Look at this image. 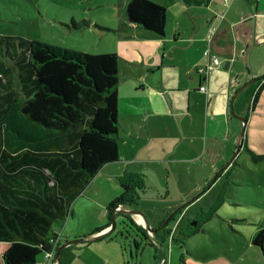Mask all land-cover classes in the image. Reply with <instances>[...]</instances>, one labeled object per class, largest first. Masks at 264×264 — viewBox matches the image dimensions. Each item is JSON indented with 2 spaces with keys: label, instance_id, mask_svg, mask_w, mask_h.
<instances>
[{
  "label": "rangeland",
  "instance_id": "1",
  "mask_svg": "<svg viewBox=\"0 0 264 264\" xmlns=\"http://www.w3.org/2000/svg\"><path fill=\"white\" fill-rule=\"evenodd\" d=\"M128 1L0 0V36L25 41L38 40L91 54L116 53L119 57L125 56L133 36L132 32L124 30ZM153 1L166 7V33L170 32L178 21V0ZM182 53L187 59L193 57L194 61L201 56L196 50ZM202 58L206 62L209 59L205 53ZM120 63L122 69L129 67L123 56ZM7 66L14 88L20 91L15 67L10 62H7ZM120 77L119 80L123 81L124 77ZM236 77L237 74L232 78L233 86H237ZM221 81L226 83L227 79L222 77V80H217V84ZM244 85L232 92L234 107L229 112L230 116L236 118L243 116L238 112L250 115L252 126L245 128L241 140L244 126L238 132L233 129L230 136L221 135L220 140L206 136L205 120L199 110L192 117L183 118L184 128L191 120L195 121L191 124V140H185L186 133L183 135L184 140L178 135V164L175 163L178 175L169 174L160 163L146 164L150 165L154 173L150 178L144 176L147 189L140 200L142 207H146L145 202L151 196L165 195L168 186L174 195H178V208L190 202L182 214L178 215V223L175 219L169 224H178L177 235L176 224L171 229V235L163 241L156 238L147 241L142 237L139 238L142 244L137 248L130 243L131 240L118 236L124 224L122 215H117V227L113 233L99 241H85L69 246L64 250L61 261L64 258L65 264H83L84 260L100 264H159V259L162 261L165 253L167 261L161 264H264V247L253 242L264 229V91L259 104L251 110L253 96L259 85L254 82L240 92ZM215 89L221 92L217 87ZM186 95L178 93V97L183 99ZM236 118L235 124L238 122ZM235 124L231 123L232 126ZM181 127L178 122V132ZM149 142L152 149L158 143L156 139ZM123 153L124 149L121 151ZM143 165L138 164L136 167ZM103 174L96 175L90 182L89 195L82 194L74 200V215L56 221L54 229L60 232L59 225L65 226L71 219V225L90 235L89 231H95L97 227L101 228L108 223L106 207L99 199L108 196L111 189L115 190L116 184L117 196L122 194L123 189L121 183H115L114 180V183L106 184L102 189L103 181L108 180L107 174ZM173 194L166 204L169 208L174 207L171 203ZM138 206L139 203L131 208L144 213ZM157 207L158 210L163 209V205ZM144 214L152 225L148 214ZM129 225L132 226L130 222ZM132 227V235L135 236L137 232L135 226ZM150 242L154 244L151 246ZM43 257L40 256V261ZM0 264H3L1 257Z\"/></svg>",
  "mask_w": 264,
  "mask_h": 264
},
{
  "label": "trees",
  "instance_id": "2",
  "mask_svg": "<svg viewBox=\"0 0 264 264\" xmlns=\"http://www.w3.org/2000/svg\"><path fill=\"white\" fill-rule=\"evenodd\" d=\"M125 14L147 31L166 34L167 9L153 0H129ZM0 59V257L4 264H39L58 238L54 223L71 214L105 165L119 160L120 58L0 36ZM120 183L122 194L107 207L109 225L119 205H138L147 188L143 175ZM122 217L148 241L142 226ZM253 242L264 247V229Z\"/></svg>",
  "mask_w": 264,
  "mask_h": 264
},
{
  "label": "crops",
  "instance_id": "3",
  "mask_svg": "<svg viewBox=\"0 0 264 264\" xmlns=\"http://www.w3.org/2000/svg\"><path fill=\"white\" fill-rule=\"evenodd\" d=\"M178 7V21L164 36L147 31L125 18L124 30L132 32L133 36L131 45L127 48L128 53L122 55L127 59L129 67L122 69L119 61V77H124L118 86L119 160L105 165L97 173V176H103L104 172L107 174L108 180L103 181L102 189L106 184L120 182L124 175H143L148 178L154 173L150 165L146 166L149 162L160 163L169 174L178 175L175 168L178 164V135L184 140L183 135L186 133L185 140H191V124L195 121L191 120L184 128L183 118L192 117L199 110L205 120L206 136L220 140L221 135L230 136L233 129L238 132L244 126L238 117L230 116V109L234 107L231 95L248 80L264 77V0H178ZM193 50L201 55L197 61H194L193 57L187 59L183 56L182 52ZM207 52L209 56L206 55ZM203 53L209 58L207 62L202 58ZM214 58H217L220 64L214 66L206 76L203 72L210 63L214 64ZM235 74L237 86H233L232 82ZM222 77L227 79L226 83L221 81L222 84H217V80H222ZM202 85L207 87L206 92L200 91ZM258 85L255 94L261 87L259 81ZM178 93L187 95L183 99L178 97ZM238 113L243 115L240 117L248 119V126L251 127L250 115ZM235 118L238 119L236 124ZM178 122L182 125L179 132ZM231 123L235 125L232 126ZM153 139L158 143L152 149L149 141ZM138 164L144 165L136 167ZM91 185L92 183L86 187L88 190L85 189L83 195H89ZM166 190L163 196H151L145 202L146 207H142L139 201L138 209L148 214L155 228L178 208V195H174L169 186ZM116 194L117 184L115 190L109 191L108 196L99 199L106 207L107 217V207L119 196ZM172 194L171 203L174 207L169 208L166 204ZM159 204L163 205L162 211L158 210ZM73 215L72 210L68 217ZM175 219L178 223V214ZM134 222L141 226L139 223L143 220L137 218ZM177 223L169 225V230ZM108 225L109 221L89 233L94 235ZM59 229L60 232L54 229L58 236V245L90 236L88 232L85 233L71 225V219L65 226L59 225ZM175 233L178 234V224ZM62 256L64 257V251ZM164 260L167 261L165 253L163 260L159 259V264ZM44 261L45 256L39 264L45 263ZM61 264H65L64 258ZM83 264L100 263L84 260Z\"/></svg>",
  "mask_w": 264,
  "mask_h": 264
},
{
  "label": "water",
  "instance_id": "4",
  "mask_svg": "<svg viewBox=\"0 0 264 264\" xmlns=\"http://www.w3.org/2000/svg\"><path fill=\"white\" fill-rule=\"evenodd\" d=\"M260 80H261V78H256V79L252 80L251 82H248L246 85L243 86V88L240 90V92L243 91L245 88H247L250 84H252L254 82H258ZM238 118L241 121H243V123H244V128L242 129V132H241V135H240V140H241L243 138V136H244L245 128L248 125V119L245 118V117H240V116ZM240 146H241V144L239 145L238 150H239ZM189 203L190 202H188V203L182 205L181 207L177 208L176 211H174L161 225H159L156 228L153 227L149 223L148 218L146 217V215L144 213H141L139 211L133 210L131 208L132 206L119 205L112 213L111 225H109L108 228H106V229H104V230H102V231H100V232H98V233H96L94 235H90L88 237H85V238H80V239H76V240L67 241L66 243L61 245L59 247V249L57 250L55 258H54L55 263L56 264H61L62 253L69 246H71L73 244H76V243H82V242H85V241H90V242L99 241V240H102L103 238L107 237L111 233H113L116 230V227H117V219H116V217H117L118 214H122L124 216H129L133 220H135L137 218L142 219L143 222L139 223V224L148 232V234H156L157 232H159L162 229L166 228L172 221L174 222L178 212L186 209L189 206Z\"/></svg>",
  "mask_w": 264,
  "mask_h": 264
},
{
  "label": "flooded vegetation",
  "instance_id": "5",
  "mask_svg": "<svg viewBox=\"0 0 264 264\" xmlns=\"http://www.w3.org/2000/svg\"><path fill=\"white\" fill-rule=\"evenodd\" d=\"M126 206H128V205H126ZM182 211H180V212H182ZM180 212H178V215L181 214ZM129 226H130L129 224H124V227L118 232V236H121L123 239L131 240L130 243H133L135 246H136V244H142V239H139V238L144 237V235H142L141 233H137L135 236H133L131 229L132 228L134 229V227H132V226L129 227ZM169 227L170 226L168 225L166 228L162 229L161 231L157 232L156 234H148L149 239L151 238V240H154L156 238V239L163 241L165 237L169 236V234L171 235V230H169ZM148 244H149V242H148ZM139 248H140V246H139ZM164 262H165V260H164Z\"/></svg>",
  "mask_w": 264,
  "mask_h": 264
},
{
  "label": "built area",
  "instance_id": "6",
  "mask_svg": "<svg viewBox=\"0 0 264 264\" xmlns=\"http://www.w3.org/2000/svg\"><path fill=\"white\" fill-rule=\"evenodd\" d=\"M226 2H229L230 0H225ZM207 56H209V52L206 53ZM220 64L219 60L217 58H214V64L212 65L211 63L206 67L205 71L203 72L204 74L209 75L211 73V71L214 69V66ZM200 91L202 92H206L207 91V87L205 85H202L200 87ZM52 242L54 243L53 248L50 251H47L44 256H45V263H41V264H56L55 263V255L57 252V239L52 240ZM164 263V262H163Z\"/></svg>",
  "mask_w": 264,
  "mask_h": 264
}]
</instances>
